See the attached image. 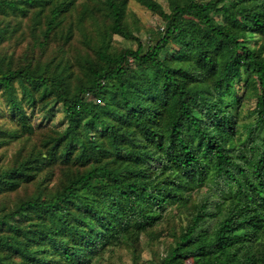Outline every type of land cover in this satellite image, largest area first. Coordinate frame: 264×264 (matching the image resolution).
<instances>
[{"label": "trees", "instance_id": "16d2710c", "mask_svg": "<svg viewBox=\"0 0 264 264\" xmlns=\"http://www.w3.org/2000/svg\"><path fill=\"white\" fill-rule=\"evenodd\" d=\"M131 1L0 0V264H264V0Z\"/></svg>", "mask_w": 264, "mask_h": 264}, {"label": "rangeland", "instance_id": "374dc122", "mask_svg": "<svg viewBox=\"0 0 264 264\" xmlns=\"http://www.w3.org/2000/svg\"><path fill=\"white\" fill-rule=\"evenodd\" d=\"M130 9L132 12H135L138 18L140 19L141 30L139 32V35L141 36L144 45L148 46V44L150 43V36H152L151 35L152 31L156 29L159 25H161L162 22L158 20V18L152 13L151 10H149L148 8H146L145 6L139 4L134 0L131 1ZM129 18L131 20V17ZM5 117H6V106L1 105L0 119H5ZM249 119L250 120L254 119V116L249 117ZM16 148H17V144H13L11 147H9L7 153L11 155ZM156 245L158 250H163L164 243H157ZM143 259L144 260L151 259V252L147 246L145 247L143 253ZM98 264H134V262H133L132 254L128 250L120 247H115L113 251L107 252L104 255L102 261L99 262Z\"/></svg>", "mask_w": 264, "mask_h": 264}]
</instances>
